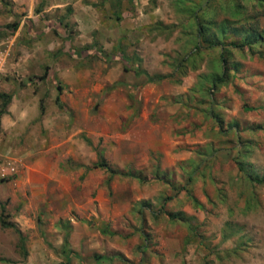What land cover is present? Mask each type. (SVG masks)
I'll list each match as a JSON object with an SVG mask.
<instances>
[{
    "label": "rangeland",
    "instance_id": "rangeland-1",
    "mask_svg": "<svg viewBox=\"0 0 264 264\" xmlns=\"http://www.w3.org/2000/svg\"><path fill=\"white\" fill-rule=\"evenodd\" d=\"M210 19L261 39L206 48ZM12 22L0 214L24 253L0 227V264H264V5L0 0Z\"/></svg>",
    "mask_w": 264,
    "mask_h": 264
},
{
    "label": "trees",
    "instance_id": "trees-1",
    "mask_svg": "<svg viewBox=\"0 0 264 264\" xmlns=\"http://www.w3.org/2000/svg\"><path fill=\"white\" fill-rule=\"evenodd\" d=\"M257 1L260 5H264V0H257ZM234 9L237 11L238 7L235 6ZM36 11H38V10H36ZM59 22H61V21H59ZM17 27H18V22H12V23H9L3 27H0V39H1V37H4V35L6 33H13L17 29ZM209 31H211L210 34H209ZM227 31H228V25L224 19H222L220 21L210 19L206 23H202V22L200 23V20H198V22H196V34L199 36L200 41L202 43L206 44V48L220 47L221 51H223V46H230L232 49H239V48H242L243 45H245L244 43H246V45H248V46H250V45L252 46L256 42H258L259 39H261V33L260 32L250 30L249 39L247 42H244V40H242L243 42H239V43H237L235 41H230L227 44H225V33ZM199 48H200L199 44L198 43L195 44L194 49L198 50ZM123 59L126 61V59L124 57H123ZM220 62L222 65H224L226 63V60H225V58H223V55H221ZM45 71H46V68L44 69V75L46 74ZM165 78H166L165 76L155 75L153 77H150L149 81L160 82ZM221 78H222V76H221ZM10 99H11V95L6 94V93H0V117L6 113V107H7L8 103L10 102ZM87 169H90V170L91 169H103V170L107 171L109 174H114V172L112 170H110V168L107 166V164L104 161L94 162ZM6 180H7V178H2V179H0V182H4ZM0 227L5 228V229H12L18 235V238L20 241L19 247H20V250H22L24 253V250H23L24 247L22 245L23 240L20 237V232L16 228L15 224L8 220V216L3 213V208H1V214H0ZM100 231H101L100 233L104 234V235H108V236L114 235V232H111V231L107 230L106 228H104ZM64 252H65V250H64ZM65 253H66L64 256L65 262L63 264H69L72 252L69 250H66ZM110 259L111 258L106 257V256H99V255H93L92 256V262L94 264L101 263L103 261H108ZM7 262H8V260L0 259V263H7Z\"/></svg>",
    "mask_w": 264,
    "mask_h": 264
}]
</instances>
